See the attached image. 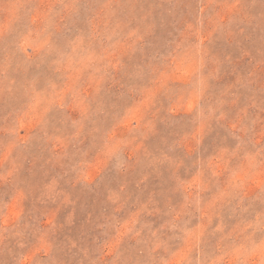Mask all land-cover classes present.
I'll list each match as a JSON object with an SVG mask.
<instances>
[{"label":"rangeland","instance_id":"374dc122","mask_svg":"<svg viewBox=\"0 0 264 264\" xmlns=\"http://www.w3.org/2000/svg\"><path fill=\"white\" fill-rule=\"evenodd\" d=\"M0 264H264V0H0Z\"/></svg>","mask_w":264,"mask_h":264}]
</instances>
